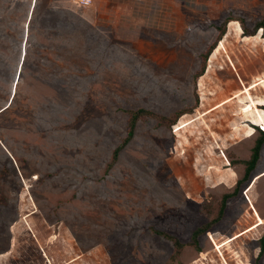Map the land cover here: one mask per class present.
<instances>
[{"label":"rangeland","instance_id":"rangeland-1","mask_svg":"<svg viewBox=\"0 0 264 264\" xmlns=\"http://www.w3.org/2000/svg\"><path fill=\"white\" fill-rule=\"evenodd\" d=\"M263 23L264 0H0V264H264V146L236 193L229 155L262 137Z\"/></svg>","mask_w":264,"mask_h":264},{"label":"trees","instance_id":"trees-1","mask_svg":"<svg viewBox=\"0 0 264 264\" xmlns=\"http://www.w3.org/2000/svg\"><path fill=\"white\" fill-rule=\"evenodd\" d=\"M256 29H261V31L263 30V36H264V23L263 24H261V25H257L256 26ZM244 33H246V29L244 28ZM222 42V41H221ZM220 42V43H221ZM220 45V44H219ZM218 48V47H217ZM216 48V49H217ZM138 119H139V111L138 112H135V113H133L132 114V117H131V129H130V131H129V138L130 137H132V135H133V132H134V129H135V127H136V124H137V121H138ZM256 128V127H255ZM258 129V128H257ZM263 132L261 133L262 135V137H261V139H259L258 141H257V143H256V145L254 146V148H253V150H252V155H251V157H250V159L248 160V161H246L245 162V165H246V170H245V175H244V177H243V179L242 180H240V181H238V183H237V185H236V189H235V193L238 191V188H239V186L242 184V182H244V181H246L249 177H250V175H251V173L256 169V167H257V164H258V162H259V160H260V156H261V149H262V146H263V144H264V129H261ZM118 156V150L115 152V158ZM233 163H235V162H233ZM226 205V203L224 202L223 203V206H222V210L221 211H223L224 210V206ZM198 232L199 231H197L196 233H195V237H197L198 236ZM175 245L177 246V248H181V245L176 241L175 242ZM264 252V235H263V237L261 238V240H260V255L262 254Z\"/></svg>","mask_w":264,"mask_h":264},{"label":"crops","instance_id":"crops-1","mask_svg":"<svg viewBox=\"0 0 264 264\" xmlns=\"http://www.w3.org/2000/svg\"><path fill=\"white\" fill-rule=\"evenodd\" d=\"M111 1H113V0H99V3H108V2H111ZM101 13H104L103 11H100V14ZM257 128H259V127H256L255 128V130H256V132L258 131L257 130ZM260 133V132H259ZM260 135H262L261 133H260ZM250 139V138H249ZM254 146H255V144L253 145V147H252V150H253V148H254ZM263 146H264V144H263ZM263 146H262V148H263ZM261 151H262V149H261ZM236 155H233L232 153H229V155L231 156V161L232 162H235L234 163V167L237 169V172L238 173H240L242 170H244V173H245V168H246V165H245V162L246 161H248L250 158H248V159H241L240 157H239V154H238V152H236L235 153ZM251 155H252V153H251ZM221 156V155H220ZM251 157V156H250ZM229 159V158H228ZM259 163V162H258ZM224 165H226V164H224ZM223 165V166H224ZM232 165V164H231ZM258 165V164H257ZM238 166L240 167L239 169H238ZM230 167V166H229ZM238 178V177H237ZM241 180V179H240ZM46 264V263H45Z\"/></svg>","mask_w":264,"mask_h":264},{"label":"built area","instance_id":"built-area-1","mask_svg":"<svg viewBox=\"0 0 264 264\" xmlns=\"http://www.w3.org/2000/svg\"><path fill=\"white\" fill-rule=\"evenodd\" d=\"M73 2L75 5H78L79 7H90V6H92L94 0H73ZM220 151H221L220 155L223 158L224 162H227V158L224 155V151L221 149H220Z\"/></svg>","mask_w":264,"mask_h":264},{"label":"bare ground","instance_id":"bare-ground-1","mask_svg":"<svg viewBox=\"0 0 264 264\" xmlns=\"http://www.w3.org/2000/svg\"><path fill=\"white\" fill-rule=\"evenodd\" d=\"M31 14V13H30ZM24 46V45H23ZM21 59H23V58H21ZM21 63V62H20ZM21 65V64H20ZM19 68V67H18ZM16 84V80L14 81V83H13V90H14V85ZM16 87V86H15Z\"/></svg>","mask_w":264,"mask_h":264},{"label":"water","instance_id":"water-1","mask_svg":"<svg viewBox=\"0 0 264 264\" xmlns=\"http://www.w3.org/2000/svg\"><path fill=\"white\" fill-rule=\"evenodd\" d=\"M255 177V176H254ZM254 177H252L251 181L254 179Z\"/></svg>","mask_w":264,"mask_h":264}]
</instances>
